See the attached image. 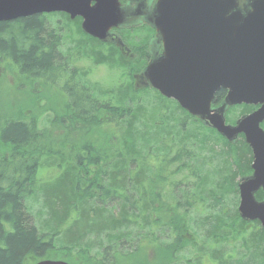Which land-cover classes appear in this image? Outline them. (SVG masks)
Wrapping results in <instances>:
<instances>
[{"label":"trees","instance_id":"16d2710c","mask_svg":"<svg viewBox=\"0 0 264 264\" xmlns=\"http://www.w3.org/2000/svg\"><path fill=\"white\" fill-rule=\"evenodd\" d=\"M48 27L43 14L0 21V69L14 71L34 96L17 108L5 106L0 122V264L43 258L71 264H264V231L257 221L242 220L236 208L237 179L251 173L243 135L229 143L174 100L153 89L149 94V85L135 88L132 74L144 61L128 60L116 42L75 39L73 57L80 50L91 64L117 68L124 78L89 86L83 68L68 73L61 34ZM141 31L124 27L120 35L131 47ZM18 84L13 80L0 95L16 97L11 89ZM48 84L70 95L63 116L51 110L56 93L47 98L51 104H35L38 85ZM224 95L218 90L214 104ZM252 108L243 105L241 114ZM183 116L194 119L201 133L181 127ZM67 144L73 158L59 151ZM50 166L61 172L58 184L65 188L49 195L48 206L42 200L41 228L26 200L37 181L41 195L43 180L36 175ZM254 195L264 199L261 189ZM74 224L80 230L67 237Z\"/></svg>","mask_w":264,"mask_h":264},{"label":"water","instance_id":"95a60500","mask_svg":"<svg viewBox=\"0 0 264 264\" xmlns=\"http://www.w3.org/2000/svg\"><path fill=\"white\" fill-rule=\"evenodd\" d=\"M253 11H242L236 0H158L155 29L163 54L144 68L150 85L199 116L228 141L244 135L252 153L251 175L238 182L237 210L244 220H258L264 229V0H252ZM64 12L82 18L90 36L104 40L122 20L118 0H0V21ZM245 13H247L245 15ZM226 89L225 104L211 108L214 93ZM259 105L226 124V104ZM35 264H70L42 259Z\"/></svg>","mask_w":264,"mask_h":264},{"label":"rangeland","instance_id":"374dc122","mask_svg":"<svg viewBox=\"0 0 264 264\" xmlns=\"http://www.w3.org/2000/svg\"><path fill=\"white\" fill-rule=\"evenodd\" d=\"M135 2H136V5H140L142 7V9H146L145 8V0H135ZM151 2H152V6L154 7L155 0H151ZM238 2H239V0H238ZM244 7L246 10H248L249 6L246 3L244 5ZM132 11H134L133 7H130V9H129V7L125 8L124 15H123L124 20L122 21L120 28L121 27H127L128 25L138 24V25H142L146 31L147 30L146 27H148L147 25L152 26V20L150 18L151 14L148 13V11L147 12H145V10L143 11V12H145L144 14L146 15V16L142 15L144 18H141V17L136 18L135 16L132 17V14H135V13H132ZM43 16L45 18V23L48 24V26H49L48 28H51V29L54 28L53 33L55 32L58 35L61 34V38H60L61 50H62L64 57L66 58V61L69 58L70 59L74 58L73 57L74 51H72V45L76 42L75 39H79V40H81L80 41L81 43H85V44H87L89 42V40H88L89 37L87 35L83 34L82 32L79 34L76 32L75 25H74L73 21L68 22V21H71L68 19V21H66V24H64V22H63L64 20L61 18V16H59L57 18H56V16H58V15L44 14ZM147 16H149V17H147ZM156 33L153 34L154 35L153 40L149 41V43H152V44L155 42L154 47H151L148 42H147V44L142 43V37L144 35V31L142 34H140L139 41L134 40L133 43L136 44L135 46H131V47L126 46V44L124 43V37H122L120 34L118 35V33L112 35V41L116 42V44L122 49V51L125 53L128 60H132L135 63H138V62H140V60L144 59L145 57L149 58L151 60L158 53L161 52L162 48L161 49L157 48V50L155 52V48L160 46V43H161L160 38L157 35L158 33L157 34ZM132 34H135V33H132ZM110 39H111L110 37H107V39L105 41H110ZM81 52L82 51L79 50L80 56L77 59L74 58V60L72 62H67L66 69H67L68 73H70V71L74 70L75 67H78L79 69L83 68L84 71L87 72L86 76H85V80L88 82L89 86H90V83H94L95 85H102V86L108 87V86H112L116 80L124 79L121 75V71L118 70L117 68H109L106 65H93V64H91L90 59L89 60H88V58L85 59V57H83L81 55ZM2 73H4V76H2V77L5 80L0 79V91L4 90L6 87L11 85L13 80H15V84H17V82H19V84L17 86L15 85V88L11 89V93L13 95H16V97L9 98L7 96L0 95V118H2V120L0 122L4 123L3 118H6V113H4L5 112V108H4L5 106L12 105L15 108H17V105H21L22 103L28 104L29 100L33 101L34 96L31 95L32 94L31 90H30V92H27L29 86L27 85V83L25 81L18 80L17 75H16V73H14V71H13V74L12 73L6 74L5 69H0V74H2ZM67 78H68V75L62 81H59L58 84L60 86H62L63 81ZM132 78H133L132 81L135 84V88H137V89L141 88L142 86L149 85V82L145 76L143 68L141 70H139V72H134L132 74ZM58 86L56 88V87H53L51 84L49 86L38 85L39 93L37 95H35V104H38V105L51 104L50 100H48L47 98L50 97L52 94L56 93L58 98H57L55 104L53 105V107L51 106V110L54 111L55 113H57L59 116H63V114L65 112H67V109L71 106L70 95L61 91ZM27 93L30 94L29 98H26ZM148 93L151 95L155 94V92L151 88L148 89ZM141 95L144 99L147 97V94L142 93ZM13 98H15V99H13ZM18 99H23L24 102L20 101ZM226 108H227V110H226L227 123H231V124L235 123L236 118L241 115V110L243 108V105H236V106L227 105ZM24 113H27V111L25 110ZM49 116L50 115L48 113H46L44 115L45 123L43 125H47V120L49 119ZM191 117H193L199 123H202V121L198 117L193 116V115H191ZM191 117L189 116V117L185 118L183 116L182 119L178 118L179 121L180 120L186 121V124L181 125V127H183L185 129V127L187 126V128L191 132L195 133L196 135L200 134L201 131L199 130V128H197V125H198L197 122L194 119H192ZM178 123L180 124V122H178ZM197 130L199 131V133L196 132ZM74 132L80 136V134L78 132H76V131H74ZM86 139L93 140L94 138L87 137ZM84 141L86 142V140H84ZM218 143H220V142H218ZM66 146H67V148L61 147L60 150L59 149H55V150L57 152L59 150L61 152V154H63V155L64 154H70L71 158H73L74 157V155H72L73 152L70 153V151H69V148L72 145L67 144ZM205 152H207V151L204 149V152H199V154L201 156H206ZM148 160H154V159L150 158ZM210 166H214V163H210ZM210 166L208 165V167H210ZM56 169H57L56 167L54 168L52 166L43 167L42 169H39V171L36 175V177H37L36 179L40 178L43 180L42 181V189L43 190L41 189L42 190L41 195H39V191H38L41 181H37L35 193L32 196H30L29 198H27V200H26V206L29 209V211L31 212V214L33 215V220H35V223L39 227H41L40 222L44 218V207H43L42 200L48 206V204L50 203L49 195L58 192L59 189L61 190V189L65 188L64 186H61L58 184V179L60 178L61 172L59 173L58 170H56ZM241 178H243V177H240V178L238 177L237 181ZM53 190H55V192H53ZM237 194H238V192H237ZM237 204H238V195L236 196V207H237ZM224 205L229 206L230 204L228 202H225ZM214 212H216L215 207L212 205L211 213H214ZM198 215H200V213H197L195 216L198 217ZM192 225L194 227H196L199 225V223H192ZM42 227H44V226H42ZM72 228H74V229L70 230V232L68 234H66L68 230H64V228L62 227V229L64 230V234H66L67 237H74L75 233L77 234L78 231L80 230V228L77 229L75 224L72 226ZM43 231H48V230L43 229ZM226 244L227 243H225L223 245V247H226ZM211 245L213 246V244H211ZM212 249L209 246L207 247L208 252H211ZM215 249L218 250L219 246L215 245ZM73 264H75V263H73ZM80 264H84V263L80 262Z\"/></svg>","mask_w":264,"mask_h":264},{"label":"flooded vegetation","instance_id":"af4514ba","mask_svg":"<svg viewBox=\"0 0 264 264\" xmlns=\"http://www.w3.org/2000/svg\"><path fill=\"white\" fill-rule=\"evenodd\" d=\"M156 1L157 0H155V3H154V7H155V5H156ZM133 2L136 4V2H135V0H133ZM127 3V0H120V5H119V7L121 6V5H124V4H126ZM152 3V2H151ZM129 9H130V7H129ZM124 11H125V9H123ZM123 10H121V12H122V14L124 15V11ZM133 10L134 11H132V13H135V14H132V17L133 16H135L136 18H139V17H141V18H144L142 15H139V14H141V13H145V12H147V9H142V7L140 6V5H137L136 7H133ZM145 10V12H143ZM57 15L58 16H56V18L57 17H59L60 16V14L59 13H57ZM155 15H156V12L153 14V15H151V20H153V18L155 17ZM65 16V15H64ZM69 20H71V22L72 21H75V22H77V30H78V32L79 33H83V34H85L83 31H82V29H81V26H80V23H81V18L80 17H74L73 19H69ZM123 20H124V16H123ZM145 26V25H144ZM148 27H146V31H145V28L144 27H142V25H138V24H133V25H128L127 27H130V28H134V27H137L138 29L139 28H141L142 29V31H141V34L143 33V31H144V35H143V37H142V43H146L147 44V42L149 43V41L150 40H153V38H154V33H156V31H155V29L153 28V26H151V25H147ZM120 30H121V28L120 27H117V28H113V29H111V31H110V33H109V35H111L110 36V41H112V35H114V34H117L118 33V35L120 34ZM54 34L55 35H57L58 36V34L57 33H55L54 32ZM157 34V33H156ZM85 35H87V34H85ZM158 35V34H157ZM88 36V35H87ZM159 36V35H158ZM137 38H139V36H137ZM159 38H160V36H159ZM160 41H161V39H160ZM113 42V41H112ZM149 45L151 46V47H154V45H155V42L152 44V43H149ZM157 48H162V42L160 43V46H158V47H156L155 48V52H156V50H157ZM263 49H264V46H263ZM56 51H57V49H56ZM161 51H162V49H161ZM58 52V51H57ZM161 53V52H160ZM160 53H158L155 57H157ZM154 57V58H155ZM144 60H146V62H145V64L147 63V61H149L150 59L149 58H144ZM68 62H72L73 60L72 59H68L67 60ZM58 73V72H57ZM58 77H59V75H58ZM57 77V78H58ZM153 222H156V221H153ZM28 263L27 264H31V261H27Z\"/></svg>","mask_w":264,"mask_h":264},{"label":"clouds","instance_id":"9594fccd","mask_svg":"<svg viewBox=\"0 0 264 264\" xmlns=\"http://www.w3.org/2000/svg\"><path fill=\"white\" fill-rule=\"evenodd\" d=\"M118 3L120 5V0H118ZM248 4L249 7H248V11H253L254 8H253V3H252V0H239V6L241 8H243V6L245 4ZM137 5L133 2V0H127V3L124 4V5H121L120 6V9L123 10L127 7H136ZM145 8L147 9L148 13H150L151 15H153L155 13V7L152 6V3H151V0H145ZM247 13H245L246 15ZM139 15H145L143 13L139 14ZM146 16V15H145ZM149 17V16H147Z\"/></svg>","mask_w":264,"mask_h":264}]
</instances>
